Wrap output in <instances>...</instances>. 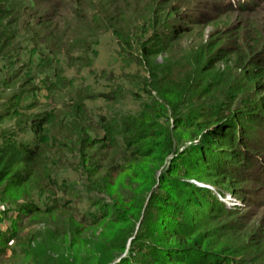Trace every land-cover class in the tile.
<instances>
[{"label":"trees","instance_id":"16d2710c","mask_svg":"<svg viewBox=\"0 0 264 264\" xmlns=\"http://www.w3.org/2000/svg\"><path fill=\"white\" fill-rule=\"evenodd\" d=\"M228 1L226 12L246 8L234 0L240 4L234 9ZM88 4L0 0V55L15 58L7 67L15 68L11 79L15 84L6 100L13 112L6 116L22 117L17 130L0 132V200L17 205V219L50 217V223L42 222L29 238L22 235L23 223H13L10 234L31 249L26 254L30 264H246L239 258L240 249L220 230L232 225L225 219L238 211L223 200L228 192L253 203L264 195V55H251L259 50L263 36L253 30L255 49L247 55L238 41V28L227 26L211 35L209 49L216 52L201 56L204 74L216 71L219 62H233L241 70L235 104L228 97L207 106L198 103L199 93L206 96L211 89L197 91L192 71L181 80L161 77L152 60L162 47L144 45L146 59L137 61L148 72L147 86L135 92L107 83L109 95L92 87L71 90L62 107L51 108V103L40 102L38 92L45 89L53 98L70 83L62 72H52L60 63L56 57L61 46L55 33L60 26L52 27L50 13L75 10L89 33L97 34L104 30L102 15L89 13ZM195 15L184 21L194 23ZM201 15L205 24L215 20L208 13ZM190 29L178 26L167 39L185 36ZM22 30L27 36L16 48ZM76 42L78 46L71 43L67 49L79 48L78 56L91 61L92 44ZM42 68L48 73L39 76ZM141 92L147 98L136 111L110 110L92 118L86 106L94 97L140 98ZM25 97L30 100L24 105ZM38 106H43L40 111L28 112ZM179 129L196 143L181 150ZM23 132L33 138L22 140ZM72 175L78 179L71 180ZM56 192L90 200L92 207L73 211L72 198L55 199ZM48 194L54 201L43 207ZM209 221L216 225L204 230ZM3 241L7 244L9 239Z\"/></svg>","mask_w":264,"mask_h":264},{"label":"rangeland","instance_id":"374dc122","mask_svg":"<svg viewBox=\"0 0 264 264\" xmlns=\"http://www.w3.org/2000/svg\"><path fill=\"white\" fill-rule=\"evenodd\" d=\"M165 1L166 4H163ZM230 1L234 5V9L240 6L234 0ZM240 1L245 3L243 6L246 8L242 12L230 13L225 11V7L229 5L228 0H87L89 3L87 5L88 12L102 15L101 25H103L104 30L97 34L89 33L88 26L79 22L75 10H53L50 13L54 16L52 17L54 21L52 27L60 26L55 33L58 34L57 37L59 36L57 41L61 46V50L56 57L60 63L57 66L55 65L57 68H52V72L54 71L56 74L57 70L62 72V77L69 80L70 88L62 90L53 98L47 96V91L42 89L38 92L37 98L41 103H51L50 107L54 108L55 106L62 107V103L70 97V94H68V97L66 94L71 90L83 91L86 87H92L95 92L108 94L109 90L105 85L113 83L115 86L118 84L123 85L127 90L139 91V87L147 86L145 79L149 75L144 65L137 61V58L139 57V60L146 59L143 55L142 46L147 45L156 49L162 47L159 54L152 60L153 66L159 70L161 77L167 75L175 80H181L186 73L192 71L196 76L197 91L211 89L212 92L206 96H202L201 92L199 93L198 103L205 102L207 106L211 102L229 98L227 101L235 104L236 100H233V98L237 92L241 91L240 83L243 77L241 70L237 69L233 62H219L215 65L216 71L212 74H204L202 72L201 56L209 57L216 52L217 49H209L211 35L216 31L225 30L227 26L238 28V35H240L238 41L241 44L244 43L246 47L244 50L247 55H250L251 51L255 49L252 43V37H254L252 33L254 29H257L259 35L263 36V40L259 46L258 51L260 52L255 49V52L251 55H258L257 53L264 55V0ZM209 5L214 6L213 10L210 9ZM105 12L106 14H104ZM196 13L198 15L194 16V23H190V20L184 21L185 17L192 18ZM205 13L215 17L213 23L205 24L204 20H201L203 17L201 14ZM108 18L113 23L112 27L108 25ZM181 25H187L191 29L186 30L185 36L174 40L167 39L170 33ZM170 26L174 28H170ZM26 31L22 30L21 40L16 43V48L22 45L23 39L27 36ZM67 37H69V40H67ZM76 39L79 41L84 40L85 45L87 43L92 44L91 61L78 56L80 55L79 48L76 50L72 48L70 51L67 49L68 44L75 43L77 46L79 45ZM18 52L21 56L27 55L25 50H18ZM14 62L15 58L11 60L9 56L4 58L3 55H0V132L17 130L16 125L22 120L20 115L11 114V116H6L7 113L13 112L6 100L11 95L12 86L15 84L11 80L14 77L12 72L15 71V68L9 70L7 67ZM46 73H48V70L43 68L38 72L39 76H44ZM141 95L140 98L128 95L127 98L123 99L117 96L111 101L105 96L94 97L87 100L86 106L90 110L92 118L109 113L110 110L111 112H119L125 109L136 111L147 98L142 92ZM209 98L211 99L210 102L206 101ZM29 100V97H25L24 105L29 103ZM42 107H33L28 112H38ZM171 124L174 125L173 120H171ZM179 134L183 140L181 150L196 143L191 141L188 132L183 129H179ZM20 138L29 140L33 138V134L23 132L20 134ZM50 147L55 149L53 145ZM77 179L76 175L71 176V180ZM60 187L63 188L65 185L61 184ZM71 198L72 203L70 206L73 211L76 209L86 210L92 207L90 200L73 198L69 195V192L66 195L60 192L55 193V199L65 200ZM258 199H262V201L259 203H253L254 200H250L251 202L243 201L229 192L223 199L230 207L237 208L238 211L233 216H228L225 219L228 225H232L225 228V230H220V233L225 232L221 235L228 237L231 245L240 249L242 254L239 255V258L246 259V264H264V195ZM53 201V197L48 194L42 206L50 205ZM17 217H19L17 205L10 203L8 200H0V264H30L26 254L27 251L31 252V249L28 246L25 247L20 243H16L14 234H10L13 223H23L25 225L26 228L22 233L24 238H29L33 233L39 231L43 227L42 222L50 223L49 216L31 219L29 217L23 220L17 219ZM52 225H54L53 222ZM215 225L216 222L209 221L205 224L204 230L213 228ZM5 237L9 239L7 244L3 241ZM213 241L218 242L219 239L215 238Z\"/></svg>","mask_w":264,"mask_h":264}]
</instances>
